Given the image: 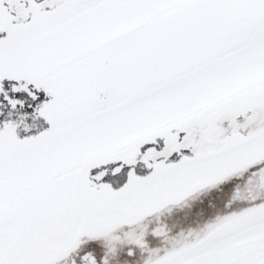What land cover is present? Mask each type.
<instances>
[{"label":"snow or ice","instance_id":"obj_1","mask_svg":"<svg viewBox=\"0 0 264 264\" xmlns=\"http://www.w3.org/2000/svg\"><path fill=\"white\" fill-rule=\"evenodd\" d=\"M0 264H264V0H0Z\"/></svg>","mask_w":264,"mask_h":264}]
</instances>
